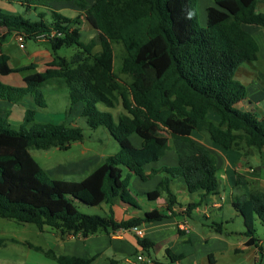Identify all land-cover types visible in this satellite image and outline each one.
Listing matches in <instances>:
<instances>
[{"label": "trees", "instance_id": "16d2710c", "mask_svg": "<svg viewBox=\"0 0 264 264\" xmlns=\"http://www.w3.org/2000/svg\"><path fill=\"white\" fill-rule=\"evenodd\" d=\"M18 1L24 6V15L0 10V28L6 30L0 42L11 32L22 34L24 41L45 35L53 56L43 71L24 77L25 86L0 82V99L14 103L30 97L35 106L43 107L40 88L54 81L56 87L67 89L66 113L79 104V116L88 126H104L119 148L80 179L55 178L29 149L66 150L72 142L83 140L82 129L65 122L34 121V108L23 114L25 122H32L28 127H13L0 115V217L33 223L40 231L48 227L61 236L128 230L175 214L172 207L181 206L172 189L176 178L183 179L188 193L198 196L178 211L191 216L219 187L216 156L192 138L193 132H206L223 150L242 155L264 149V115L236 106L247 91L235 73L244 62L258 59V44L247 29L249 25L264 28V11L257 10L258 0H213L214 5L205 9L203 25L198 22L196 0ZM60 1L70 2L79 12L70 17L54 10L51 4ZM40 7L35 19L25 16ZM82 19L96 31L88 41L81 39ZM115 42L122 45L120 71L129 82L114 71ZM71 46L76 48L71 56L57 54L59 48ZM95 46L100 48L93 52ZM8 59L0 52L1 75L33 68L11 67ZM98 102L108 107L119 103L123 113L114 121L110 112L98 109ZM133 134L141 139L138 147L130 140ZM169 138L189 144L195 152L178 153L176 165L146 173L144 166L164 155ZM157 173L162 177L147 197L154 200L165 194L169 213L151 210L117 220L111 208L115 202L138 207L130 177L146 181ZM246 183L243 174H236V188ZM73 199L93 206L107 204L109 212L83 213ZM231 203L242 218L247 243H254L255 222L264 225V191L252 189L234 196ZM210 225L216 232L224 231L222 221ZM4 243L0 238V246ZM138 243L146 251L153 246L143 238ZM166 255L170 261L181 257L169 249ZM53 257L58 264H89L93 259L64 254Z\"/></svg>", "mask_w": 264, "mask_h": 264}, {"label": "crops", "instance_id": "0c3cea01", "mask_svg": "<svg viewBox=\"0 0 264 264\" xmlns=\"http://www.w3.org/2000/svg\"><path fill=\"white\" fill-rule=\"evenodd\" d=\"M16 1L22 6L20 1ZM261 4H264V0H258V11H264ZM51 5L54 10L61 13L65 9L76 11V14L79 12L70 2H53ZM211 5H214L213 0L207 4V6ZM23 7L22 9H24ZM32 11L36 15V10H31L29 13ZM247 29L258 44V59L244 62L235 73V77L245 85L247 91L246 98L240 102V108L251 110L257 115H262L261 108L264 106V28L257 25H249ZM5 31V29L0 28V35ZM11 35L16 40L14 32H11ZM4 39L0 42V52L8 55V63L11 67H33L19 72H12L16 75L15 86L21 87L23 84L25 86L24 77L26 75L33 71H43L52 60L53 55L48 41L40 42L42 38H38L35 40L36 43H47V46L36 47L27 51L25 45L23 44V47H20L19 42L16 40L18 47L24 50L22 55L18 56L19 59L16 61V64L13 62L7 48L3 47V43L4 45L8 43ZM7 75L0 74V76ZM6 102L8 101L0 99V109ZM18 102L22 104L26 103L25 107L27 108L34 105L29 98H24ZM80 109L81 107L79 111ZM131 136V142L137 147L140 146L141 139L137 138L136 142H133ZM191 136L196 142L209 148L216 156L217 178L219 182L218 193L209 196L202 205L196 207L192 211L191 216L182 215L178 211H183L185 205L190 201L197 200L198 196L197 194L188 193L183 179L176 178L173 180L172 189L181 206H173L172 208L176 212L168 218L161 221L142 223L139 226L141 230L140 235L131 229H118L109 233L102 232L88 235L87 237L80 235L61 236L57 231L50 228V230H45L44 228L42 232L51 244L52 248L50 251L55 256L64 254L93 258L89 264H155L154 262L158 264H264V242L256 234V241L248 244V237L244 235L242 228L237 227L232 229L230 227L231 229L228 231L219 233L210 224L207 225V223L200 221V217L210 219L211 222L227 218V214H225L226 195H229L230 202H232L234 196L248 194L252 189L264 191V149L260 152L258 151V157L261 160L260 164L254 167L248 164L245 156H237L229 152L232 150H223L213 143L207 133L198 132V134H194L193 132ZM194 152V148L189 144L169 138V148L165 151L164 155L158 161L146 164L144 171L148 173L151 169L176 165L178 153L192 154ZM253 153L251 151L248 154ZM88 165H91V162H88ZM94 167L89 166L85 169L84 175ZM236 174H243L247 180V183L241 185L239 188H236L234 185ZM161 177L162 174L157 173L150 179L142 181L138 176L132 175L129 187L138 207L115 202L111 206L114 217L117 220H126L142 216L144 212L151 210H158L168 214L169 212L165 210V194H161L154 200H150L147 197V193L156 187ZM102 205L105 214H108L109 206L107 204ZM230 213L232 214V212ZM224 220L228 222V226H231V217ZM138 238L149 240L153 243V246L146 251L139 245ZM167 249L181 257L170 261L166 255ZM258 253H260L259 257ZM139 255L143 259H138Z\"/></svg>", "mask_w": 264, "mask_h": 264}, {"label": "rangeland", "instance_id": "374dc122", "mask_svg": "<svg viewBox=\"0 0 264 264\" xmlns=\"http://www.w3.org/2000/svg\"><path fill=\"white\" fill-rule=\"evenodd\" d=\"M87 1L90 3L93 0ZM210 2H212V0H196V11L200 25H203L205 22V9L207 4ZM261 7L264 8V4H261ZM0 10L3 13L24 15V9H22V6L16 0H0ZM40 10H42L41 7L36 10V12ZM62 13L70 17L76 15V11L70 9L62 10ZM25 16L30 19L36 18L33 11L31 13L27 11ZM46 17L47 19H50L49 14ZM95 33L96 31L92 29L86 20L82 19L81 39L83 41H88L95 35ZM41 38L42 40H40V42H47L45 37ZM4 40L5 42L8 41V43H5V45L3 43V47L7 48L13 62L17 64L16 61L19 59L18 56L22 55L24 50L18 47V44L14 37H12L11 33L7 34ZM24 45L26 50L29 51L36 47L41 48L47 46V43H36L35 40L28 38L25 39ZM99 48V46H95L93 48V52ZM113 48L114 71L122 78V80L129 82L130 78L120 71L121 59L124 53L122 45L115 42L113 43ZM75 51L76 48L74 46L61 47L57 50V54L69 57ZM15 76L16 75L13 73L7 76H0V81L2 83L15 86ZM40 90L44 94L43 100L45 102V106L39 107L33 105L30 107L35 110L33 118L34 121L51 123L65 122L67 124L76 125L82 129L84 135L82 141L72 142L71 146L66 150H62L57 147H50L47 149H36L31 147L29 149L33 158L47 171L50 176L65 180L80 179L82 175H84L85 169L89 166L93 167L98 165L99 161H102L104 158L114 154L118 150L119 146L117 141L109 134L104 126H99L96 129H93L88 126L84 117L79 116V104L73 107L70 114L66 113L69 104L66 88L56 87L55 82L51 81V83L41 87ZM26 98L30 99V97ZM23 104L20 102H6L0 109V115L4 116L13 127L18 128L20 125L28 127L32 124V122L24 121L23 114L27 107H25L26 103ZM240 104L241 103L239 102L236 106L240 108ZM97 107L102 111L110 112L114 121H117L118 116L123 113V109L119 103L115 107H108L105 104L98 102ZM194 134H198V132H194ZM131 137L133 142H136L137 138H139L136 134H133ZM229 152L240 157L242 155L240 152L235 150ZM253 152V154L242 156L247 158L248 164L256 167L260 164L261 159L258 157L259 154L256 149H253ZM88 162H91V165H88ZM226 197L225 214H227V218L217 219L215 221L224 222V232L237 227L244 230L240 214L233 208L229 195H226ZM73 203L77 209L83 213L105 215L103 205H88L76 199H73ZM230 212H232V214ZM230 217L232 218V221H230L231 226H228V222L224 219H229ZM200 221L207 223V225L212 223L210 219L204 217H200ZM255 228L256 235L264 242V225L257 220L255 222ZM45 230L50 229L45 227ZM0 238L5 239V245L0 246V264H58L56 259L53 257V252L50 251L52 248L51 244L47 238L44 237L43 232L40 231L33 223H22L14 219L0 217ZM259 256L260 253H258V257Z\"/></svg>", "mask_w": 264, "mask_h": 264}, {"label": "built area", "instance_id": "2783aa9c", "mask_svg": "<svg viewBox=\"0 0 264 264\" xmlns=\"http://www.w3.org/2000/svg\"><path fill=\"white\" fill-rule=\"evenodd\" d=\"M15 34V37H16V40L19 42V46L20 47H23V44H24V37L22 34L20 33H14ZM41 37H45L47 39V37L45 35H40L37 37L38 38H41ZM261 114L264 115V106L261 108ZM131 230H133L136 234L140 235L141 234V230L138 226H133L130 228ZM138 259H143L141 255L138 256Z\"/></svg>", "mask_w": 264, "mask_h": 264}]
</instances>
